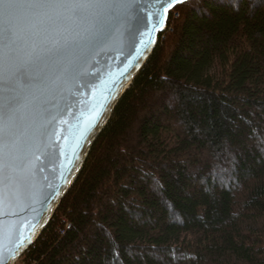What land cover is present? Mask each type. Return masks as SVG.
Returning a JSON list of instances; mask_svg holds the SVG:
<instances>
[{"label":"trees","instance_id":"16d2710c","mask_svg":"<svg viewBox=\"0 0 264 264\" xmlns=\"http://www.w3.org/2000/svg\"><path fill=\"white\" fill-rule=\"evenodd\" d=\"M23 264H264V0L168 14Z\"/></svg>","mask_w":264,"mask_h":264},{"label":"water","instance_id":"95a60500","mask_svg":"<svg viewBox=\"0 0 264 264\" xmlns=\"http://www.w3.org/2000/svg\"><path fill=\"white\" fill-rule=\"evenodd\" d=\"M109 2L113 6L96 23L102 35L49 57L46 65L10 62L6 42L0 41V115L10 104L15 109L16 138L13 179L0 185V264H15L46 227L173 8L164 11L171 0L164 8H158L160 0ZM87 26L63 20L35 36L22 26L16 47L21 55L32 43L47 49L83 34ZM40 68L48 74L45 84L37 75ZM22 237L31 243L17 250Z\"/></svg>","mask_w":264,"mask_h":264},{"label":"snow or ice","instance_id":"6c2138e0","mask_svg":"<svg viewBox=\"0 0 264 264\" xmlns=\"http://www.w3.org/2000/svg\"><path fill=\"white\" fill-rule=\"evenodd\" d=\"M176 2L180 0H171L167 3V8H164L165 0H160L158 8H164L167 12V9L173 7ZM112 6L109 0H0V41L6 42L10 62H18L25 66L46 65L49 57L64 49L79 47L85 42L90 44L93 39L99 38L102 33L96 27V23L104 16V10ZM63 20L87 21L88 26L83 34H77L71 39L54 41L50 48L41 49L36 43H32L22 55L19 53L16 44L22 26L30 35L35 36L45 25H56ZM37 75L40 84H45L48 79L47 72L40 68ZM14 115L15 109L11 104L7 112L0 115V185L4 187L13 179L11 171L16 147ZM2 203L3 198L0 197V205ZM29 237L20 239L17 250L31 243Z\"/></svg>","mask_w":264,"mask_h":264},{"label":"rangeland","instance_id":"374dc122","mask_svg":"<svg viewBox=\"0 0 264 264\" xmlns=\"http://www.w3.org/2000/svg\"><path fill=\"white\" fill-rule=\"evenodd\" d=\"M22 257H23V256H21V257L15 262V264H23V262H22Z\"/></svg>","mask_w":264,"mask_h":264}]
</instances>
